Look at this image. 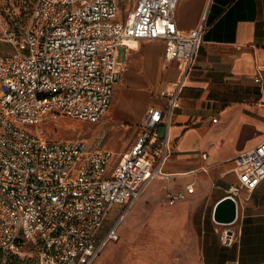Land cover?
<instances>
[{"label":"built area","instance_id":"2783aa9c","mask_svg":"<svg viewBox=\"0 0 264 264\" xmlns=\"http://www.w3.org/2000/svg\"><path fill=\"white\" fill-rule=\"evenodd\" d=\"M180 0H34L27 28L0 41V253L6 259L25 246L38 249L35 264H92L149 182L169 178L168 130L180 106L184 80L197 61L206 14L184 32L177 21ZM131 7H128V4ZM163 41L165 56L181 70L162 93L164 106H150L140 134L116 161L108 149L83 139L50 140L28 129L50 116L97 123L109 109L120 82L121 47ZM258 72L256 82L262 81ZM216 121V119H214ZM166 125L161 137L159 127ZM235 200L264 181V139L234 158ZM193 183L168 188L167 199L183 200ZM123 211L114 222L117 207ZM229 245L228 231L222 237Z\"/></svg>","mask_w":264,"mask_h":264},{"label":"crops","instance_id":"0c3cea01","mask_svg":"<svg viewBox=\"0 0 264 264\" xmlns=\"http://www.w3.org/2000/svg\"><path fill=\"white\" fill-rule=\"evenodd\" d=\"M204 14L208 28L168 130L174 157L164 170L171 175L151 180L131 207L153 199L162 226L175 227L170 245L174 264H264V181L237 198V218L228 224L233 240L227 247L205 246L195 217L198 208L210 203L213 217L216 202L237 182L235 156L264 139V0H180V29L188 32ZM136 44L119 50L122 73L114 88L117 97L100 121L52 118L86 123L92 130L79 139L113 151L116 161L136 141L147 109L165 105L162 93L173 88L181 74L179 62L166 59L163 41ZM258 72L260 82L255 81ZM166 133V125H161L159 135ZM189 183L195 190L185 199H167L168 188Z\"/></svg>","mask_w":264,"mask_h":264},{"label":"rangeland","instance_id":"374dc122","mask_svg":"<svg viewBox=\"0 0 264 264\" xmlns=\"http://www.w3.org/2000/svg\"><path fill=\"white\" fill-rule=\"evenodd\" d=\"M34 0H0V36L10 33L20 34L30 21ZM131 7V4H128ZM13 47L9 43L0 41V52H12ZM123 57V50L121 52ZM114 92L112 100H114ZM53 120L47 116L40 125L28 126V129L38 135H49L51 138L63 141H75L81 133H89L90 128L86 123L74 125L68 120ZM83 131V132H82ZM61 138V139H60ZM63 138V139H62ZM54 140V139H51ZM174 154L170 162H173ZM234 181L233 180H229ZM141 198V197H140ZM125 211L124 206L114 210L111 222ZM196 224L203 235V243L220 245L222 248L228 245L223 243L222 237L228 231L230 225L217 223L212 217V204L198 208L195 215ZM120 239L108 242L101 254L92 264H174L172 259V239L175 236V227H163L161 212L154 210V200L150 199L141 207L134 206L125 213L118 225ZM13 260L17 264H35L38 249L28 245L13 253ZM9 257L2 258L0 264H7Z\"/></svg>","mask_w":264,"mask_h":264},{"label":"water","instance_id":"95a60500","mask_svg":"<svg viewBox=\"0 0 264 264\" xmlns=\"http://www.w3.org/2000/svg\"><path fill=\"white\" fill-rule=\"evenodd\" d=\"M236 218L237 201L232 196L226 195L216 202L213 211V219L217 223L231 224ZM228 233L231 234L232 231L228 230Z\"/></svg>","mask_w":264,"mask_h":264},{"label":"trees","instance_id":"16d2710c","mask_svg":"<svg viewBox=\"0 0 264 264\" xmlns=\"http://www.w3.org/2000/svg\"><path fill=\"white\" fill-rule=\"evenodd\" d=\"M6 43V42H5ZM0 53H6V52H0ZM14 254L13 253H10L7 257H9V261L7 262V264H17V262L15 260H13ZM3 256L2 254L0 253V261L2 260Z\"/></svg>","mask_w":264,"mask_h":264},{"label":"bare ground","instance_id":"6f19581e","mask_svg":"<svg viewBox=\"0 0 264 264\" xmlns=\"http://www.w3.org/2000/svg\"><path fill=\"white\" fill-rule=\"evenodd\" d=\"M138 40H133V41H131L129 44H130V47H131V44H136V42H137ZM137 45V44H136ZM135 46V45H134ZM147 189V188H146ZM145 189V190H146Z\"/></svg>","mask_w":264,"mask_h":264}]
</instances>
